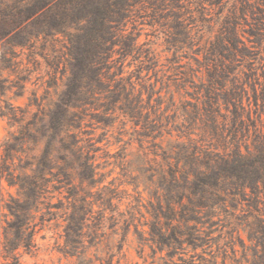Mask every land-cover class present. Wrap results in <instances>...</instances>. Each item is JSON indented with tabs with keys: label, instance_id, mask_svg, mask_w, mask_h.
Here are the masks:
<instances>
[{
	"label": "trees",
	"instance_id": "trees-1",
	"mask_svg": "<svg viewBox=\"0 0 264 264\" xmlns=\"http://www.w3.org/2000/svg\"><path fill=\"white\" fill-rule=\"evenodd\" d=\"M145 4L151 17H171V75L159 76L157 54L139 41ZM169 5L0 0V96L24 95L26 65L36 63L40 42L42 50L48 42L60 44L48 87L62 82L55 100L49 90L41 98L33 94L24 109L2 100L0 118L13 131L0 144V264H22L20 251H34L36 235L49 224L62 228L60 253L77 264H96L88 250L106 222L115 228L121 221L170 261L184 244L194 253L202 249L218 227L246 247L242 232L254 248L253 264H264V71L260 82L236 26L199 48L202 60L191 57L197 71L183 64L179 54L190 32ZM202 71L206 76H198ZM116 122L124 128L120 135H129L115 155L120 165L130 167L125 150L138 145L139 175L131 185L139 193L142 178L148 193L143 225L116 213L122 183L105 185L98 174L95 153L103 138L87 128Z\"/></svg>",
	"mask_w": 264,
	"mask_h": 264
},
{
	"label": "rangeland",
	"instance_id": "rangeland-1",
	"mask_svg": "<svg viewBox=\"0 0 264 264\" xmlns=\"http://www.w3.org/2000/svg\"><path fill=\"white\" fill-rule=\"evenodd\" d=\"M168 2H170V10L181 14V18L190 32L189 38L184 44L185 48L179 54L183 64H189L193 70L197 71V64L191 57L197 56L202 60L201 55H197L199 48L216 41L222 33L229 34L231 29L236 26L239 32L238 38L251 50L249 65L256 68L260 82H263L264 16L262 15H264V0H168ZM145 5L147 7L146 16L139 19L138 22H142V25L138 26L141 34L139 41L141 43L146 42V47L157 54L160 64L159 76L171 75L168 68L173 50L169 49L168 34L173 32V29L170 22L166 23L171 21V17L165 16L162 18L159 15L151 17V9H149L148 4ZM243 12L246 14L245 18L241 16ZM259 16H262L263 20H260ZM253 34L258 35L254 37ZM53 46L48 42L45 49L42 50L41 42L37 43L35 49L37 55L34 58L36 63L31 61L26 65V56L22 57L24 65L29 69L28 72L24 73V75L29 74L25 93L20 98H15L13 92L7 93L5 97L0 96V106L4 107L5 103L2 100H7L8 103L10 102L24 109L33 94L41 98L45 96L47 90H49L48 98L50 100L56 99V93H59L62 88L61 80L58 79L56 87L49 88L48 84L51 82L50 76L55 71L53 68L57 66L53 57L57 56L61 46L59 43H55ZM197 74L198 76H206L204 71ZM56 75L57 78L61 76L59 71ZM3 77H8V73H4ZM10 80H15V76H11ZM44 102L47 103L46 100ZM31 110L33 111L35 108ZM87 129L92 131V136L95 139L103 138V141L98 144L102 149L95 153V157L96 164H99L98 174L105 177L104 184L109 185V182L113 181L115 187L122 183L118 187L122 201L116 213H123L125 217L133 218L135 224H145L149 218L145 208L148 193L144 191L145 185L142 183V178L138 180L139 193L135 192L134 186L131 185L132 178L139 175L136 171L138 145L134 143L126 148L125 153L128 154L126 159L131 164L130 167L122 166L115 155L123 152L121 149L124 147V143L128 141L129 135H120V131L124 129L120 123L116 122L113 126L94 124ZM125 129H127V132L131 131L130 126ZM12 131L13 129L8 127L6 119L0 118V144ZM119 138L122 139V142L117 143ZM105 151H109L114 157L105 156ZM11 192L14 193L13 190ZM140 196L142 200L139 202L137 200ZM106 215L109 216L110 213L107 211ZM2 225L4 224L0 222V234ZM126 228L128 227L122 221L115 228H112L106 222L99 232L100 237L97 244L88 250V257L96 264H105L109 258L113 259V264L117 261H119V264H187L188 262L192 264H253L254 261V248H251L252 244L247 241L245 235L242 232L240 233L246 244V247H243L242 243L236 238L231 242V231L228 228L218 227L211 234L209 243L204 245L202 249H198L196 253L193 252L190 246L184 244L183 249L171 259L172 261L166 256L165 252L155 254L149 248L150 243L148 241L140 240V236L135 232L133 226H130L128 230ZM143 228L148 230L147 226ZM141 229L140 226L139 230ZM61 234V227L55 224L47 225L36 235V248L34 251L30 254L20 251V262L22 264H77L76 258L67 257L60 253L59 250L63 246ZM148 237L145 233L144 238ZM0 262L5 263L3 260H0Z\"/></svg>",
	"mask_w": 264,
	"mask_h": 264
}]
</instances>
